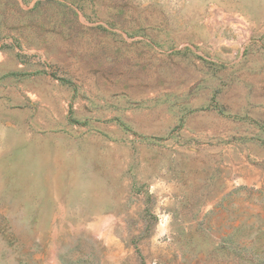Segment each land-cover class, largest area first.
<instances>
[{
  "label": "rangeland",
  "instance_id": "374dc122",
  "mask_svg": "<svg viewBox=\"0 0 264 264\" xmlns=\"http://www.w3.org/2000/svg\"><path fill=\"white\" fill-rule=\"evenodd\" d=\"M0 264H264V0H0Z\"/></svg>",
  "mask_w": 264,
  "mask_h": 264
}]
</instances>
